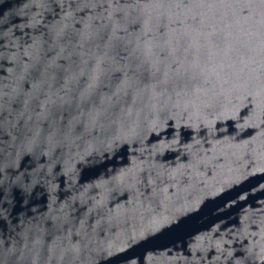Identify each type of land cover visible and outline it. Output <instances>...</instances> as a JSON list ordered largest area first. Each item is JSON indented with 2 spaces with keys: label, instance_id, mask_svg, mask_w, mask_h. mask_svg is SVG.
<instances>
[{
  "label": "water",
  "instance_id": "water-1",
  "mask_svg": "<svg viewBox=\"0 0 264 264\" xmlns=\"http://www.w3.org/2000/svg\"><path fill=\"white\" fill-rule=\"evenodd\" d=\"M0 264H264V0H0Z\"/></svg>",
  "mask_w": 264,
  "mask_h": 264
}]
</instances>
